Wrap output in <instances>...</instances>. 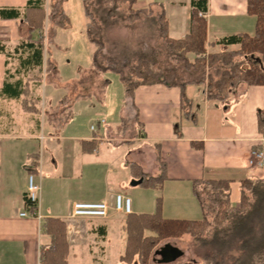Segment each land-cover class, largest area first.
<instances>
[{
	"label": "crops",
	"instance_id": "1",
	"mask_svg": "<svg viewBox=\"0 0 264 264\" xmlns=\"http://www.w3.org/2000/svg\"><path fill=\"white\" fill-rule=\"evenodd\" d=\"M28 1L0 0V11L14 9L24 14ZM50 4L51 0H44L47 13ZM69 4L70 0L64 10L72 20L67 10ZM104 8L107 12L114 11L109 5ZM133 10L138 12L135 20L146 19V13L141 12H149V16L152 12L158 22L164 13L172 40H182L190 33L191 0H144ZM204 17L206 55L240 49L239 45H220L225 38L255 35L257 19L248 13L247 0H209ZM114 18L113 14L99 17L104 60L112 57L111 49L105 48L104 28L110 26L112 32ZM88 22L85 17V29ZM48 27L46 21V31ZM61 31L64 30H58L56 39L60 49L68 46L59 43ZM37 35L40 40L41 34L36 32L30 41L35 46ZM29 38L30 28L22 20L3 21L0 17V46L5 48L0 53V264H41L42 249L51 245V237L43 229L48 218L61 219L67 226L68 264H118L124 253L119 250L110 260L106 246L108 237L116 231L119 240L123 239L122 224L117 223L122 214L112 207L108 218L101 221L72 219L70 215L77 202H106L113 206L117 195L130 198L128 186L136 187L133 183L138 182L130 168L132 164L140 167L147 177H159L162 173L167 177L161 188L140 191L141 196L135 202L131 200L136 207L134 214L159 213L168 220L203 219L201 205L193 193L196 180L231 182L234 206L240 202L241 182L248 178L264 180V168L255 169L249 163L252 150L264 146V134L258 123V111H264V86L241 84L227 101L219 102L208 101L205 85H188L186 96L195 122L184 117L178 87L141 86L134 101L138 122H131V129L137 127V131H132V135L122 132L110 136L122 123L125 110L124 88L118 87L116 108L107 107L99 112L105 118L98 121V127L91 125L90 131L75 127L73 133L60 134L52 126L47 129L45 112L62 101L68 94L64 86L76 78L75 75L65 78L64 83H68L62 84L58 91L52 90L44 77L48 55L44 54L42 67L26 63L32 52L23 45ZM95 51L96 47L94 54ZM52 52L58 53L55 47ZM154 55L151 57L157 59ZM187 57L191 63L197 58L194 54ZM6 86L7 89L17 86L14 92L19 96H10L7 89L2 92ZM27 92L31 94L29 99H25ZM113 95L108 92L102 97L104 100L108 97L107 104H111ZM34 99L41 114L24 110L25 103L31 104ZM93 140L99 143L98 149L84 152L82 142ZM30 175L41 187L40 218L31 216L25 204ZM126 219L127 216L125 223Z\"/></svg>",
	"mask_w": 264,
	"mask_h": 264
},
{
	"label": "trees",
	"instance_id": "2",
	"mask_svg": "<svg viewBox=\"0 0 264 264\" xmlns=\"http://www.w3.org/2000/svg\"><path fill=\"white\" fill-rule=\"evenodd\" d=\"M68 0H51L50 12L44 9V0H29L28 7L22 14L18 10L3 9L0 17L3 21L22 20L30 28V38L24 48L32 52L26 63L43 66L45 63L46 83L61 88V78L57 63L53 58L52 46L55 45L58 30L71 29V20L67 16L64 5ZM85 17L88 19L86 33L90 43L96 47L93 66L98 71L112 70L116 72L125 94V110L120 130L127 132L132 121L138 120L135 106V93L141 86L164 85L168 88L178 87L181 90V109L184 117L196 121L192 105L186 96L188 85H205L208 101L225 102L236 88L244 84L247 87L264 86V0H247L248 13L256 17V31L253 37L237 35L223 39L222 46L239 45L237 51H222L206 55L207 50V21L209 0H191V29L182 40H172L169 37V24L164 13L159 16L160 35L166 45L167 54L178 64L184 63L191 80H181L176 68L161 69L157 66L155 57L140 58L128 69L117 65L105 66L101 63V53L104 50L100 20L93 13L94 1L82 0ZM144 0H123L128 5L129 19L134 20L138 12L134 6ZM146 13L149 12H141ZM151 14V13H150ZM46 21L49 27L46 31ZM46 31V33H45ZM38 32L41 39L38 45L30 43L31 36ZM5 48L0 46V53ZM188 54L197 58L190 62ZM100 59V60H99ZM42 83V78H40ZM107 83H103V92ZM73 85L64 86L68 94L57 107L45 112L48 123L56 132H60L74 118L73 106L79 100L91 98L89 93L73 96ZM4 87L3 91L5 93ZM17 89V86H15ZM10 86L6 90L10 96H19ZM22 94V93H21ZM29 93L25 94L27 97ZM27 99V98H26ZM34 104L25 103L24 110L41 114ZM138 122V121H137ZM259 130L264 134V111H258ZM140 126V125H139ZM140 129L143 128L140 126ZM140 130V131H141ZM176 132L179 131L176 129ZM139 134V131H138ZM194 147L200 145L192 144ZM99 147L97 141H83L82 148L86 153L95 152ZM36 168V165L33 166ZM132 173L139 185L144 188H161L166 181L165 173L159 177L145 176L140 167L130 165ZM34 174V171H30ZM193 193L198 199L202 211L201 221L168 220L161 214H130L127 216L125 230L127 232V247L120 262L122 264H153L157 261L155 252L158 246L167 240L180 239L190 236L209 247L203 257L207 264H264V180L248 178L240 184V202L234 206L231 202V182L229 181H200L193 183ZM26 207L31 205L27 195ZM158 207L161 199L157 201ZM44 233L51 237L48 249H42L41 264H68L69 244L67 226L61 219L48 218L43 226ZM150 232L152 236H146ZM191 264V263H184Z\"/></svg>",
	"mask_w": 264,
	"mask_h": 264
},
{
	"label": "rangeland",
	"instance_id": "3",
	"mask_svg": "<svg viewBox=\"0 0 264 264\" xmlns=\"http://www.w3.org/2000/svg\"><path fill=\"white\" fill-rule=\"evenodd\" d=\"M94 7L93 13L95 14L96 18L99 19L100 16L108 17L113 14L115 17L112 21L113 31H110V26H106L104 28V34L106 35V49H111L109 52L112 55L111 59L104 60V57H100L101 63L105 66L109 65H117L121 68H126V66H131L140 58H149L151 54H155L158 62L157 66L161 69H168V68H176L177 73L179 75V79L181 80H191L187 69H185L184 63L178 64L174 61L166 52V45L161 38L160 35V27L157 22V17L155 14L152 15V12L149 15L146 14V19L141 17L140 20H130L129 19V12H128V5H126L123 0H93ZM111 6L114 10L113 12H107L104 7ZM67 10L71 17V29L73 28L72 32L68 33V30L61 31L60 33V41L59 43L62 46H66L65 48L60 49V45L57 44L55 40V51H57V55L53 54L54 59L57 63L59 76L61 78V83L73 85V89L71 92L74 91L73 96L81 93H89L91 94V98L86 100L78 101L74 105V118L71 124H67L59 133L61 134H70L73 133L75 127H80L83 130L90 131V126L95 125L98 127V121L102 118H105V115L99 116V112L103 111L102 109L109 108L115 110L116 108V95L118 94V87L123 89L122 82L120 80L119 75L112 71H98L93 66V59H94V50L95 47L92 43H90L86 29H85V16H84V7L82 0H70V4L67 7ZM157 12V11H156ZM152 15V16H151ZM157 15V14H156ZM105 24H103L104 26ZM70 29V30H71ZM102 30V26H101ZM67 31V32H66ZM58 37V33H57ZM56 37V39H57ZM40 36L37 35L36 45L39 44ZM103 41V39H102ZM104 42V41H103ZM109 42V43H108ZM51 48V49H52ZM154 55V56H155ZM103 58V59H102ZM99 59V60H100ZM75 75L76 79H72L68 82L64 83L65 78L73 77ZM77 81V82H75ZM79 81V82H78ZM78 83L80 86L78 87ZM107 83L106 89L103 92L102 84ZM48 86L51 87L52 90L58 91L61 88H56L55 86L46 83ZM110 89V90H109ZM117 89V90H116ZM114 94L110 96V100L112 101L111 104L108 103L107 100H104L102 95ZM26 98L29 99L31 96L30 92ZM25 98V99H26ZM31 101V100H29ZM31 101L32 104H34ZM37 102V101H36ZM57 107H50L48 110ZM47 110V111H48ZM98 114V115H96ZM103 116V117H102ZM47 129L49 128V123ZM130 125L127 129L128 135H132L136 129H131ZM118 131L115 130L113 133H109L110 136H114L115 134L118 135L122 134V131L119 130L121 128V123L118 124L117 127ZM133 131V132H132ZM140 132V130H139ZM113 134V135H112ZM114 139L116 137H113ZM119 140V139H118ZM131 190L128 191V195L130 196L131 200L135 202L140 195V191H152L148 188H144L143 186H128ZM132 212L136 213V207L134 203H132ZM117 220L118 224H122L121 231L123 238L121 241L119 240L118 236L119 233L116 231V234L112 233L108 237L107 241V249H108V259H114L116 252L119 250L125 254V248L127 244V232L124 229L125 225V216L123 214L118 217ZM101 221V220H97ZM146 236H152L153 234L145 232ZM172 244L177 246L184 252V256L175 261L171 264H184V263H191V264H207L203 260V257L206 255L210 249L209 247H204L198 241L194 240L190 236H185L180 239H171L162 242L158 249L163 247L166 244ZM118 261V264H122ZM157 261L153 264H160L158 260L160 257H156ZM134 264H138L137 262Z\"/></svg>",
	"mask_w": 264,
	"mask_h": 264
},
{
	"label": "built area",
	"instance_id": "4",
	"mask_svg": "<svg viewBox=\"0 0 264 264\" xmlns=\"http://www.w3.org/2000/svg\"><path fill=\"white\" fill-rule=\"evenodd\" d=\"M94 130V128H92ZM250 165L255 168H264V146L254 149L251 152ZM41 187L36 182L35 177L30 175L28 180L27 198L31 202L28 211L31 216L40 218ZM114 208L117 212L128 216L132 214V201L123 195H117L114 199V205L111 206L106 202H77L73 205L70 218L79 220H105L109 216V211ZM23 216L26 214L23 213Z\"/></svg>",
	"mask_w": 264,
	"mask_h": 264
},
{
	"label": "water",
	"instance_id": "5",
	"mask_svg": "<svg viewBox=\"0 0 264 264\" xmlns=\"http://www.w3.org/2000/svg\"><path fill=\"white\" fill-rule=\"evenodd\" d=\"M139 183L140 182H134L133 185L137 186ZM155 256L161 258L160 260H158L160 264H171L183 257L184 252L178 247L168 243L158 249L155 252Z\"/></svg>",
	"mask_w": 264,
	"mask_h": 264
}]
</instances>
